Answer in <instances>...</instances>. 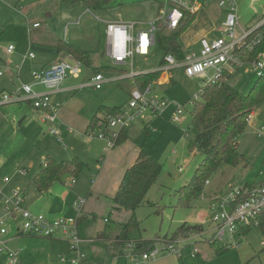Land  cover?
<instances>
[{
  "label": "rangeland",
  "instance_id": "rangeland-1",
  "mask_svg": "<svg viewBox=\"0 0 264 264\" xmlns=\"http://www.w3.org/2000/svg\"><path fill=\"white\" fill-rule=\"evenodd\" d=\"M235 1L240 29L252 28L264 18V0ZM162 4L163 0H113L104 10H87L80 5L65 8L60 0H0V92L14 90L7 87L2 90L11 73L28 76L31 70L39 71L47 65L53 57L52 42L60 40L87 51L92 65L87 67L82 64L78 79L68 78L79 84L75 90L51 95V104L58 116L54 124L41 121L40 114L32 109L30 103L0 106V174L9 176L11 185L24 192L26 203L35 213L43 212L42 206L54 201L58 214L51 219L77 218V233L82 239L76 250L70 248L69 239L63 234L51 238L26 235L16 239L10 248L19 253L22 264H71L69 260L76 259L79 253L86 259L80 264H135L134 255L138 253L132 248L125 247L122 256L112 257L106 253L107 240H98L96 235L104 231L111 239L118 233L120 225L130 219L128 210L113 209L111 197L115 193L113 186L120 183L123 167H127L128 163L125 159L122 168H118L120 159L125 155H134L136 149L142 148L156 159L161 170L143 203L134 211L136 225L127 235L131 244L157 237L168 239L183 223L195 225L205 221L202 226L207 230L208 206L212 197L225 193L231 187L257 183L264 177V130L261 136L257 135L260 128H264L263 100L253 111L254 116L246 123L244 131L236 138L237 151L242 154L243 160L236 166L221 165L209 176L208 183H204L197 198L189 200L187 206L179 203L185 190L183 186L190 182L202 159L199 152L192 153L188 149L194 141L192 98L200 91L201 79L187 77L183 68L166 71L169 77L164 83L152 82L153 92L166 98L170 105L161 115L142 118L126 128L128 138L118 146L109 149L107 140L96 137L101 133L96 127L88 132H93L92 135L84 132L95 113L97 117L103 115V108L97 111L100 106H124L129 91L134 87L131 79L105 82L100 90L94 89L91 84L80 86L81 82L87 83L89 77L95 74L94 68L101 70V67L111 66L118 69L116 72L102 69L100 73L105 78L129 73L131 64L135 73L154 71L162 64L164 54L157 45H153L148 54H134L125 65L113 64L102 49L103 21H135V30L144 29L152 21L162 26L157 19ZM218 11L215 5L210 4L194 16V24L207 19L218 27ZM33 23L39 25L33 27ZM162 28L164 34L170 33ZM240 29H237V34ZM178 42L184 52L198 53V45L188 48L186 39L181 37ZM9 46H12V51L8 53ZM63 57L60 55L58 59ZM231 72L229 83L241 93H246L258 78L249 63ZM210 74L211 71H208ZM22 84L20 81L16 88ZM177 104L181 108L179 121L172 123L170 118ZM51 128L61 131L62 142L49 133ZM153 128L159 131L153 132ZM45 155L59 161L77 155L87 166L72 178L73 184L71 179H65L63 184L54 182L46 194H41L30 185V181ZM90 188L91 193H87ZM77 199L84 200L80 211L74 206ZM237 239V247L223 252L217 249L224 243L196 244L197 256L191 257L188 249H182L181 258L170 257L164 264H264L263 235L259 228H252ZM182 246L178 244L179 248ZM60 257L66 261H61ZM2 261L0 256V263Z\"/></svg>",
  "mask_w": 264,
  "mask_h": 264
},
{
  "label": "built area",
  "instance_id": "built-area-1",
  "mask_svg": "<svg viewBox=\"0 0 264 264\" xmlns=\"http://www.w3.org/2000/svg\"><path fill=\"white\" fill-rule=\"evenodd\" d=\"M214 4L223 13V19L219 26L213 30L212 37H201L198 40V53L191 51L186 53L182 60H178L173 53L167 52L162 57L159 70L166 72L174 68H183L184 74L190 78L201 79L200 86L204 83L215 82L222 76L224 70L231 72L240 67L243 62L238 54L242 45L254 30L264 26V18L252 28L242 30L237 20V2L235 0H163L158 9V20L162 26L150 22L144 29L135 30V21H104V34L106 55L113 64H125L132 59L134 54L146 55L148 49L155 43L156 34L163 30L175 31L181 24L184 14L195 15L200 9ZM38 23H33L37 27ZM240 33L237 34V29ZM260 36L257 35V38ZM246 48L250 50V42ZM12 51V46L7 52ZM29 57H33L29 54ZM257 77L264 76V54L259 53L255 60L250 62ZM82 62L70 54L57 59L39 71H32L34 79L32 84H22L10 92H0V106L7 103L28 102L35 110L43 111L41 121L54 124L57 120L55 107L51 104L50 94L67 78L80 76ZM230 69V70H229ZM208 71L211 74L208 75ZM133 75L130 72L128 76ZM106 78L101 73L90 76L88 82L95 89H100ZM34 85L43 87L42 91H36ZM199 93L192 100H197ZM170 102L162 96H157L152 90V84L143 89L133 88L129 93L127 103L114 114H103L94 120L93 128L101 130L96 137L108 141V148L115 146L119 132L134 124L137 120L161 115ZM181 108L177 104L174 108L170 122L177 123ZM254 113L246 117V123L250 122ZM91 127L87 132L93 131ZM263 127L258 136L262 135ZM49 133L55 135L58 141H62L58 129L51 128ZM11 178L0 174V256L3 261L0 264H22L19 253L10 248V241L26 235L41 237H54L63 234L68 237L72 250L77 249L82 241L77 233V218L48 219L42 213L32 212L25 205L24 192L10 186ZM71 183L74 180L71 179ZM208 183V181H206ZM84 204L83 199H77L74 206L80 211ZM210 216L209 228H201L192 232L178 235L174 238H156L147 251L134 255L135 264H151L152 262L168 257L181 258V250L188 249L191 257L198 255L196 244L202 242L224 243L225 248L237 247L240 238L252 228H264V177L257 183L242 184L231 187L225 193L215 195L208 206ZM261 244L264 246V232ZM178 244H182L181 248ZM127 248H132L128 243ZM61 261H66L60 257ZM85 260L81 253L77 258H71V264H80Z\"/></svg>",
  "mask_w": 264,
  "mask_h": 264
},
{
  "label": "trees",
  "instance_id": "trees-1",
  "mask_svg": "<svg viewBox=\"0 0 264 264\" xmlns=\"http://www.w3.org/2000/svg\"><path fill=\"white\" fill-rule=\"evenodd\" d=\"M111 1L113 0H60V3L65 8L80 5L87 10H104ZM193 19L194 15L185 13L180 26L175 31L168 34L160 31L156 34L155 44L164 54L171 52L178 60H182L185 52L182 51L178 39ZM257 35L260 37L257 38ZM249 42L250 50L246 48ZM54 47L56 55L70 54L87 67L92 66L87 51L79 50L60 40L55 42ZM259 53L264 54V26L249 34L238 56L243 62L250 63L255 60ZM102 69L118 71L111 66L101 67ZM101 70L94 68V73H100ZM160 73V70H156L136 74L132 77V85L135 88L143 89L146 85L156 81ZM231 75L232 72L228 73L227 70H224L222 76L215 82L204 83L200 86L199 98L192 100L191 115L195 122L193 128L194 141L188 149L192 153L199 152L202 159L190 182L182 188L185 190L179 198V203L185 206L188 205L189 200L195 199L201 194L204 183L221 165L236 166L243 160L242 154L237 151L236 138L246 127L247 115L255 111L264 100V76L258 77L246 93H241L229 83ZM122 106H100L97 111L99 112L103 108V114H114ZM96 118L97 113L90 119L85 132L91 127L93 128ZM125 130L119 132L115 145L125 140ZM84 167V162L78 156L59 161L45 155L39 164L38 171L32 177L30 185L38 193L46 194L52 183L63 184L65 179L77 177ZM160 170L159 162L143 149L138 151L135 162L125 169L111 201L113 209L128 210L131 216L126 223L120 225L118 233L113 238L108 239L104 231L97 234L96 238H104L109 242L106 245L107 251L114 248L125 252L126 245L130 243L127 235L136 225L133 221L134 211L143 203L148 189L155 182ZM199 228H201L200 224L187 225L183 223L175 229L170 238ZM260 230L262 233L264 232L263 227ZM153 240L134 242L132 251L138 254L147 251L152 246ZM226 249L221 246L217 251L223 252Z\"/></svg>",
  "mask_w": 264,
  "mask_h": 264
},
{
  "label": "crops",
  "instance_id": "crops-1",
  "mask_svg": "<svg viewBox=\"0 0 264 264\" xmlns=\"http://www.w3.org/2000/svg\"><path fill=\"white\" fill-rule=\"evenodd\" d=\"M214 5V4H213ZM208 7V6H207ZM217 7V6H216ZM206 7H204V8H202V9H200L199 11H203V9H205ZM218 8V7H217ZM219 9V22H218V24L220 23V21L223 19V13H222V11L220 10V8H218ZM198 11V12H199ZM197 12V13H198ZM196 13V14H197ZM204 12H202V14H203ZM195 14V15H196ZM194 15V16H195ZM221 19V20H220ZM194 20V19H193ZM103 23H104V21H103ZM195 22L193 21V23H192V26L191 27H187V29L180 35V37L182 38V40H183V38L184 39H186V41H187V45H188V48H190L192 45H198V40L201 38V37H204V36H209V34H215V32H213V30L215 29V28H217V27H215L214 25H212V23L209 21V20H207V19H205V20H202V21H198V22H196L197 23V25H195L194 24ZM105 27V26H104ZM102 38H103V41H104V46H103V51H104V54L106 55V46H105V34H104V28H103V31H102ZM51 46H52V48H53V54H52V59H51V61L48 63V64H50L51 62H53V61H55V60H57L59 57H60V55H56V53H55V42H52L51 44H50ZM153 45H156L155 43L153 44ZM152 45V46H153ZM182 49V48H181ZM183 51V50H182ZM184 52V51H183ZM189 52H191V51H189ZM9 53V52H8ZM186 53H188V52H185V54L184 55H187ZM139 55V54H138ZM107 56V55H106ZM32 58V57H31ZM47 64V65H48ZM126 64V63H125ZM125 64H120V65H125ZM47 65H45V66H47ZM45 66H43V67H45ZM42 67V68H43ZM130 67H131V71L130 72H133V75H131V76H128V74H130V72L129 73H126V72H124V73H121V74H116V75H112V76H107L106 77V81L105 82H108V81H115V80H122V79H131L132 80V77L134 76V75H136V74H140V73H145V72H152V71H144V72H139V73H135V71H133L132 70V64L130 65ZM42 68H40V69H42ZM159 68V67H158ZM40 69H38V70H40ZM174 69H176V68H174ZM33 70H37V69H33ZM157 70V69H156ZM156 70H154V71H156ZM159 70V69H158ZM173 70V69H172ZM31 72H32V70L29 72V74H28V76H24V75H18V73L14 76L13 75V73H11L10 75H9V80H8V82L6 83V85L4 86V88L2 89V90H6L5 89V87H7V88H9V90L10 89H15L16 88V86H18V84H19V82L21 81L23 84H32V83H34V79H33V77H32V75H31ZM0 75H1V73H0ZM168 77H169V75H167L166 74V72H164V71H162L161 73H160V75H159V77H158V79L155 81V82H157L158 84H160V83H164L165 81H167V79H168ZM68 78H70V79H72V80H76V79H78V78H73V77H67L59 86H58V88L56 89V90H54V91H52V93L50 94V98H51V95H55V94H58V93H60V92H66V91H71V90H75L77 87H78V85H77V83L76 82H74V81H72V80H70V79H68ZM90 78V77H89ZM190 78V77H189ZM104 82V83H105ZM85 84H89V82H87V83H85V82H81V84H80V86L81 85H85ZM36 91H42V87L40 86V85H34V87H33ZM101 88H102V86H101ZM100 88V89H101ZM133 88H135V87H133ZM132 88V89H133ZM95 89V88H94ZM100 89H96V90H100ZM154 90V89H153ZM131 91V90H130ZM130 91H129V93H130ZM28 103V102H27ZM36 113H39L40 115V117H41V113H43V111H39V110H35L34 108H32ZM92 118V117H91ZM57 120H58V116H57ZM56 120V121H57ZM55 121V122H56ZM89 122H90V120H89ZM89 122L86 124V127H85V131H86V129H87V126H88V124H89ZM45 123H47V122H45ZM49 124V123H48ZM58 131H59V134H61V131L58 129ZM69 131H70V129H69ZM84 131V132H85ZM152 131L153 132H158L159 130H156L155 128H153L152 129ZM53 135V134H52ZM124 135H125V140L128 138L127 137V129L125 130V133H124ZM57 138V137H56ZM58 141V140H57ZM60 142V141H59ZM62 142V141H61ZM116 146H118V145H116ZM115 146V147H116ZM140 149H142V148H139V149H136V151H135V148H133V151H135L134 152V155H125V156H123L122 157V159H120V161H119V164H118V168H122L121 167V165H123V161L125 160V159H127L128 161V163H127V167H123V171H122V173H121V177H122V175H123V172L125 171V169L126 168H128L129 166H131L134 162H135V159H136V156H137V153H138V151L140 150ZM75 156H77V155H75ZM79 157V156H78ZM80 158V157H79ZM81 159V158H80ZM82 160V159H81ZM83 161V160H82ZM84 162V164H85V167L87 166V163L85 162V161H83ZM85 167L83 168V169H85ZM102 167V166H101ZM82 169V170H83ZM38 171V170H37ZM36 171V172H37ZM34 176V175H33ZM32 176V177H33ZM120 177V178H121ZM32 179V178H31ZM118 185L119 184H117L115 187L113 186V188H114V191H116L115 189H117V187H118ZM10 186L11 187H13V185H11V182H10ZM91 190H92V188H90L89 190H88V192L87 193H91ZM91 204V203H90ZM25 205L27 206V208H29V206H28V203H26L25 202ZM43 207V212H36V213H42L43 215H45L48 219H50L51 220V218H52V216L54 215V214H58V211L56 210V208H55V202L54 201H50L49 203L47 202L46 203V205H44V206H42ZM30 209V208H29ZM31 210V209H30ZM32 211V210H31ZM32 212H34V211H32ZM55 219V218H54ZM78 223H79V220H77V225H78ZM99 233V232H98ZM97 233V234H98ZM97 236V235H96ZM22 237H25V236H22ZM19 238H21V237H19ZM19 238H13V239H11V241H10V244L12 245L13 244V242L16 240V239H19ZM96 239H98V240H104V241H106V239H104V238H96ZM109 242L107 241V243H106V245L108 244ZM107 247V246H106ZM106 253H107V255H112V257H115L116 255H120V256H122L123 254H124V252H122V251H120V250H116V249H114V248H112V249H110V250H108L107 251V249H106ZM1 258L3 259V257L1 256ZM169 258V259H168ZM168 258H164V259H159V260H156V261H154V262H152L151 264H164V263H166V261L167 260H170L171 258L170 257H168ZM86 260V259H85ZM85 260H83V262L85 261Z\"/></svg>",
  "mask_w": 264,
  "mask_h": 264
}]
</instances>
